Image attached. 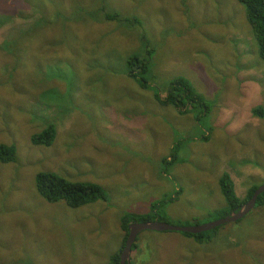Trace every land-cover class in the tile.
<instances>
[{"label":"rangeland","instance_id":"1","mask_svg":"<svg viewBox=\"0 0 264 264\" xmlns=\"http://www.w3.org/2000/svg\"><path fill=\"white\" fill-rule=\"evenodd\" d=\"M59 1L0 0V144L16 149L14 161L0 162V264H109L129 229L121 217L149 212L150 202L162 216L153 220L171 225L231 214L221 212L227 204L213 149L191 142L223 116L244 122L216 131L246 159L236 193L244 198L264 183V63L242 3ZM97 2L103 8L91 16ZM112 12L139 23L106 20ZM133 55L146 59V86L128 74ZM176 77L203 96L206 114L157 102ZM259 106L263 116L252 112ZM48 124L51 143L33 142ZM171 145L176 161L163 175ZM39 172L97 183L106 199L77 208L48 202L36 189ZM238 220L209 232L207 242L141 230L129 263L264 264V207Z\"/></svg>","mask_w":264,"mask_h":264},{"label":"trees","instance_id":"2","mask_svg":"<svg viewBox=\"0 0 264 264\" xmlns=\"http://www.w3.org/2000/svg\"><path fill=\"white\" fill-rule=\"evenodd\" d=\"M49 1V0H48ZM53 4H57L60 1L59 0H51ZM240 3H242L245 6V16L248 24L250 25V34L255 39L256 46H257V52L259 57L264 63V0H238ZM99 5L100 7H97L94 11L89 12L91 16L94 15L95 11L100 12L102 10L103 3L97 2L95 3ZM39 7V6H38ZM81 8H83L81 6ZM81 10H77L76 13L79 14ZM56 20L52 21V24H55L56 21H58L61 16L56 13ZM104 18L106 20H118V21H124L131 25H134L135 22L139 23L137 21V18L134 17H120L115 12L112 13H106L104 15ZM66 20H69V18H65ZM175 20V18H173ZM252 30V31H251ZM176 37H179V33H175ZM127 65H128V74L132 76L138 83L140 82V86H146V81L144 80V77L142 76V73L147 70V62L146 59L142 60L138 56L133 55L128 57L127 59ZM136 68H138V71H136ZM156 100L161 105H173L175 109L180 114H187L199 107H202L203 111L202 113H199L200 115L206 114L207 109V103L204 100L203 96L196 92L190 83L185 80L183 77H176L174 78L168 85V88L166 89L165 96H159V94H156ZM254 115H261L262 108L261 106L256 107L252 110ZM194 117V116H193ZM55 135V127L52 124H48L45 126L42 130L39 132L33 134L32 139L33 142L37 144H44L49 145L51 141L53 140ZM208 138V135L202 136V140H206ZM176 149H178V146H176ZM15 154L16 149L15 146L12 144H0V162L2 163H8L15 160ZM167 158H164L162 160L163 163V169L164 172L166 171L168 165H171L175 162L176 157L170 156L169 160H166ZM220 191L223 194V197L226 201V208L222 210L221 212H224L227 210H232L236 212L239 208L243 206V204L250 198L253 191L256 189L258 185H252L249 190L247 191L244 198H241L236 195L234 191L233 183L230 179V176L227 172H223L218 179ZM35 184L36 189L38 193L43 196L48 202H57V201H63L66 203V205L70 208H77L81 205L93 203L97 200H104L106 199V194L99 184L89 181H72L68 180L65 177H63L61 174L56 172H39L35 177ZM159 206L158 202L150 203V209H155ZM264 207V192L260 193L254 203V207ZM156 215H153L151 212L149 213H142V214H125L121 217L122 222V228L127 229L128 223L132 221H147V220H153L158 216V212H154ZM230 214V213H222L220 216ZM162 217V216H158ZM239 221V220H237ZM234 222V221H233ZM187 225V224H186ZM223 225V224H222ZM222 225H219L215 227L214 229L203 231L199 233H190V232H184L181 233L193 238L196 242H207L209 241V232L215 231ZM125 241V237L123 238V243ZM119 250L117 254L114 256H111V261L109 264H119Z\"/></svg>","mask_w":264,"mask_h":264},{"label":"crops","instance_id":"3","mask_svg":"<svg viewBox=\"0 0 264 264\" xmlns=\"http://www.w3.org/2000/svg\"><path fill=\"white\" fill-rule=\"evenodd\" d=\"M137 114H138V116H140V119H141L142 111H140V113H137ZM220 119L216 120V121H212L210 124L209 130H207V131L203 130L202 134L193 136L191 142L192 143H196V142H204L205 143L206 142L208 144L209 148L213 149L212 158H213L214 162H217L219 164V169H218L219 176L223 172H227L230 176V179H231L233 186H234V191L236 193V190H237L236 184H238L240 181L238 179L240 176H238L236 174V172H239L243 176V178H245L244 167H240L238 164L240 163V161H243V162L246 161V159H245V156L243 154H242V156L238 155L239 153L235 148L230 149L229 147H227L229 145H225V141L223 140L224 139L223 136H221V134L216 132V131H218L219 128H221V127H227L228 130L237 131V129L239 130L241 128V126L244 122L241 119H239V120L235 119V122L231 123L229 121V119L227 117H224V116H223L222 120H220ZM139 126L142 127L140 122L133 129L137 132ZM133 129H129V131H131ZM208 132H209V134H208ZM203 135H205V136L208 135V138L206 140H202ZM229 137L230 136H228V139H229ZM215 139H219V141H217V142H215V144H213V141ZM170 147H172V145ZM176 150H178V149H176V146H173L172 151L165 156V158H168L166 160H169L170 156H173V155L176 157V155H177ZM175 161H176V159H175ZM174 163H172L171 165H173ZM234 164H237L238 167L233 166ZM171 165H168L167 169ZM167 169L165 172H164V169H162L163 171L161 170L163 175H166ZM236 179H237V181H236ZM236 195L238 196L237 193H236ZM239 197H241V196H239Z\"/></svg>","mask_w":264,"mask_h":264},{"label":"water","instance_id":"4","mask_svg":"<svg viewBox=\"0 0 264 264\" xmlns=\"http://www.w3.org/2000/svg\"><path fill=\"white\" fill-rule=\"evenodd\" d=\"M262 192H264V183L256 187L250 198L236 212L230 215H225L221 218H217L216 220L204 222L201 224H195L192 226H179V225H171L169 223L156 221V220L130 223L128 226L129 234L126 238L124 248L122 249V252L120 254L119 264H125L126 260L129 258V253L131 251V244L138 231L144 229H150L156 231H181V232L184 231L190 233H199L203 231H208L224 223L236 221L241 217H243L244 215H246L248 211L251 208H253L257 196Z\"/></svg>","mask_w":264,"mask_h":264},{"label":"flooded vegetation","instance_id":"5","mask_svg":"<svg viewBox=\"0 0 264 264\" xmlns=\"http://www.w3.org/2000/svg\"><path fill=\"white\" fill-rule=\"evenodd\" d=\"M138 232H139V231H138ZM138 232H137V233H138ZM137 233H136L135 238H134V240H133V242H132V244H131V250H132V247L134 246V242H135V239H136ZM128 234H129V229H128V231H126L125 241H126V238H127ZM125 241H124V243H123V242L121 243L120 248L118 249V251L121 250V251H120V254H121V252H122V249L124 248ZM120 254H119V260H120ZM130 254H131V251H130V253H129V258H130ZM129 258L126 260V263H125V264H130V263H129V262H130V261H129Z\"/></svg>","mask_w":264,"mask_h":264},{"label":"clouds","instance_id":"6","mask_svg":"<svg viewBox=\"0 0 264 264\" xmlns=\"http://www.w3.org/2000/svg\"><path fill=\"white\" fill-rule=\"evenodd\" d=\"M219 179V178H218ZM151 203V202H150ZM150 203H149V205H150ZM148 210H150L149 212H151L153 215H156V213H154V212H156V211H154V209H150V207H149V209ZM149 212H146V213H149ZM147 221H154V220H147ZM133 222H142V221H132V222H130V223H133ZM130 223H128V225L130 224ZM122 242H123V240H122ZM118 252V251H117Z\"/></svg>","mask_w":264,"mask_h":264}]
</instances>
